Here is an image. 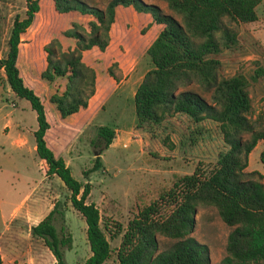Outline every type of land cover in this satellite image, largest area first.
Instances as JSON below:
<instances>
[{"label": "trees", "instance_id": "trees-1", "mask_svg": "<svg viewBox=\"0 0 264 264\" xmlns=\"http://www.w3.org/2000/svg\"><path fill=\"white\" fill-rule=\"evenodd\" d=\"M45 1L50 0L40 3L43 5ZM163 1L173 14L144 0H107L103 7L86 0H51L55 11H75L88 19L85 27L70 21L59 30L72 39L71 45H62L53 36L41 46L45 66L39 77L46 81L54 77L65 79L62 89L50 93L48 101L62 118L85 108L94 93L95 70L81 59L82 52L92 46L100 51L105 49L116 5L148 13L153 22L162 26L144 49L150 67L132 94L134 126L148 129L176 113L186 115L194 123L210 119L216 122L226 148L217 152L208 169L195 165L190 173L177 177L157 199L137 210L122 232L115 264H209L206 245L189 234L195 224L197 206L213 207L220 219L231 226L225 238V253L216 264H264V174L244 170L248 153L259 139L263 146L258 158L264 163V126L250 118L246 77L238 72L219 75L220 61L214 56L234 42L235 32L228 23L254 20V5L259 0ZM38 8V0H24L23 15L16 13L12 17L6 51L0 57V85L4 81L15 97L28 101L35 113L32 135L34 151L44 164L42 170L45 176L56 175L61 180L69 190L66 201L85 223L90 253L82 264H103L110 247L100 226L97 207L85 201L90 184L75 179L63 158L54 155L47 146L44 133L49 125L43 104L23 82L16 64L20 34L31 24ZM105 72L115 82L121 78L116 61L106 65ZM192 82L209 92L210 101L186 87ZM113 136V127L96 126L90 142L98 151L84 174L101 166L99 154ZM63 210L62 201L55 200L29 229L48 248L55 264H66L63 247L70 244L69 233H60L62 225L58 232L54 224L57 214L62 218ZM157 233L174 240L158 250Z\"/></svg>", "mask_w": 264, "mask_h": 264}, {"label": "rangeland", "instance_id": "rangeland-1", "mask_svg": "<svg viewBox=\"0 0 264 264\" xmlns=\"http://www.w3.org/2000/svg\"><path fill=\"white\" fill-rule=\"evenodd\" d=\"M86 1L103 7L107 0ZM144 1L157 4L163 12L172 13L163 0ZM38 3L40 9L35 15L42 21L37 19L33 24L32 21L31 29L22 34L16 60L19 73L29 84L33 69H37L41 61L40 29L44 19L47 25L51 23L50 14L54 13L51 0L43 5L40 0ZM23 10L24 0H0V57L6 51L12 17L16 13L22 16ZM254 11L256 18L252 21L228 23L235 32L234 42L214 56L220 61L219 75L238 72L246 77L250 118L264 126V0L254 5ZM120 14L121 20H115L112 24L110 42L104 53L110 58L108 64L116 61L114 53L119 54V59L125 58L126 63L133 61L136 76L133 74L130 81L124 82L120 92L116 90L107 98L102 109L95 107L90 110V107L86 112L88 116L82 113L81 116H86L82 124L67 125L61 121V125H51L45 134L47 145L55 154L60 153L71 175L81 183L88 181L90 184L85 201H91L97 207L100 226L110 247L109 256L103 264H115V252L122 232L140 207L157 199L177 177L190 173L195 165L203 170L208 169L214 163L217 152L226 148L216 122L210 119L194 123L186 115L176 113L148 129L125 125L131 115L132 99L129 95L138 81L134 77L150 67L144 53L146 37L143 36L149 25L143 16L137 22H131L127 12ZM53 22L62 28L67 19L57 14ZM28 49L32 53L30 62L26 56ZM94 51L86 53L84 58L94 59L98 62L94 63L100 65L106 59L104 53ZM135 55L137 59L134 60ZM186 87L198 91L210 101L209 92L198 84L192 82ZM47 115L52 121L48 111ZM99 124L113 127L114 136L110 144L101 149V166L84 174L83 170L92 165L98 151L90 139ZM35 127V113L28 101L15 97L3 81L0 85L1 264H55L48 248L40 238L32 236L29 229L57 199L62 201L64 210L62 218L56 215L54 224L58 232L62 225L60 233L70 235L69 247H63L65 262L82 264L90 253L84 220L66 201L69 190L61 180L56 175L45 176L42 170L44 164L34 151L32 131ZM169 144L172 147L169 148ZM262 146L263 141L259 139L249 151L245 171L257 170L264 174V163L258 158ZM194 217L195 224L189 234L206 245L209 264H216L225 253V238L231 226L225 224L211 206H197ZM156 240L158 250H161L174 239L157 233Z\"/></svg>", "mask_w": 264, "mask_h": 264}, {"label": "crops", "instance_id": "crops-1", "mask_svg": "<svg viewBox=\"0 0 264 264\" xmlns=\"http://www.w3.org/2000/svg\"><path fill=\"white\" fill-rule=\"evenodd\" d=\"M39 9H40V5H39ZM39 9L37 10L36 13L39 12ZM53 11H54V13L52 12L51 14H55L54 16H57V14H59V15L62 16V18L67 19V22H66L65 25H63V27L67 26L70 21H76V22L80 23L82 26L85 27L86 20L88 19V16L80 14V13H77L75 11H68V12H57L55 10H53ZM124 11L127 12L129 14V16L131 17V22H134V21L137 22L138 18L140 16H143L145 18V21L148 23V25H149L148 27L149 28L147 29V32H145L143 34V36L146 37V45L144 46V48H145L148 45V43L152 40V38L156 35V33L158 32V30L161 28L162 25L159 24V23L153 22L151 20V17H150V15L148 13L137 12L131 6H122V5H116L115 6L113 22L115 20H119V19L121 20L122 16H121L120 13H122ZM51 14H50V18L52 20L51 23L49 25H47L48 23H45V19H44L43 26L40 29L41 30L40 33L42 32V34L40 35V37H42V40H41V42L39 44L41 61H40V65L37 67V69H33V71H32L31 83L29 84L28 82H26L25 79L22 77V75L19 73L21 75L22 79H23V82L28 87L32 88V90L39 96V98H40V100H41V102L43 104V108H44V112H45V118H46V120L48 122V125H49L48 128L45 130L44 139H45L46 131L51 127V125H61L60 124L61 121L62 122H66L67 125H80V124H82L86 120V116H88L87 113H86L88 108L91 107L90 110H94L95 107H98L99 109L100 108L102 109L103 105L105 104V102L107 100V98H110L112 96V94H114V92H116V90L120 92L121 89L124 86V82L130 81L132 76H133V74H134V76H136L135 72H134L136 70V68L134 67L135 63H133V61H131V62L127 61V63H128L127 64L125 58H123V59L120 58L119 59L117 57V56H119V54L114 53L113 54V58H114V60H116L118 62L117 64H118V67H119V69L121 71V75H122L121 79H119V81L115 82L105 72V67L108 64L107 62L110 60V58H107V56L105 55L106 52L104 53V50L103 51L98 50L95 46H92L91 48L84 50L82 52L81 59L85 62V64L93 67L94 70H95V89H94V93L89 97L87 105H86L85 108H80L76 112L71 113L70 115L65 116L63 118L60 117L58 112H57V110L55 109L54 105L48 101V96H49L50 93H52L55 90H61L63 85H64L65 79H64V77H54L51 81H46V80H44V79L39 77V72L45 66L44 52H43L41 46L50 37H53V36H56L59 39V41H60V43L62 45H71L73 41H72V39L70 37L60 34L59 30L61 29V27H58V25L55 26V23L53 22L54 21V16H51ZM37 19L39 21H42V19L40 17L38 18L37 15H34L33 20H32L33 21L32 24ZM113 22L111 23V26L109 28V37L111 36V28H112ZM31 25H29L26 28V30L20 34V39L22 38V34L23 33H26L27 30L31 29V27H30ZM109 42H110V40H109ZM108 45L109 44H107V46ZM28 50H29V51H27L28 55H26V56H28V60L30 62V59L32 58V53H31L30 49H28ZM94 50H97L99 53H102V54L104 53V56H105L106 59L101 61L99 63L100 65H96L94 62H97V61H95L94 59H87L86 60L84 58L86 53H88L90 51L96 52ZM133 52H135V51H133ZM17 58H18V55H17ZM135 59H137L136 55L134 57V60ZM144 71L140 75H137V77H134L135 79L138 78L137 83L139 82V80H140L142 74L144 73ZM137 83H135L133 85L134 86L133 87V91H134ZM133 91L129 95L130 96V100L132 98ZM92 100L94 101L93 103H91ZM112 102H113V100H112ZM130 107H131V115L129 114L130 118L127 121V124H125V125H134L135 117H134V112H133V105L130 104ZM47 111L51 115L52 121H50L48 119ZM82 113H83V115L86 114V116L82 115L83 116L82 117L81 116ZM122 131H124V130H122ZM45 141H46V139H45ZM54 155L61 156L60 153L59 154H55L54 153Z\"/></svg>", "mask_w": 264, "mask_h": 264}]
</instances>
